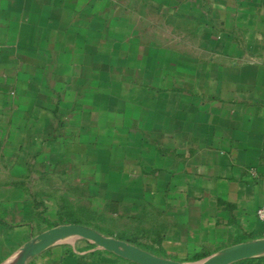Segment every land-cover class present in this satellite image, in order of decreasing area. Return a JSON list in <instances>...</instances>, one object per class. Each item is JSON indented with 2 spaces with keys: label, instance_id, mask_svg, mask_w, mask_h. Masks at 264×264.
I'll return each instance as SVG.
<instances>
[{
  "label": "crops",
  "instance_id": "crops-1",
  "mask_svg": "<svg viewBox=\"0 0 264 264\" xmlns=\"http://www.w3.org/2000/svg\"><path fill=\"white\" fill-rule=\"evenodd\" d=\"M263 203L264 0H0V264L94 220L194 263L264 239ZM24 264L137 263L68 237Z\"/></svg>",
  "mask_w": 264,
  "mask_h": 264
},
{
  "label": "water",
  "instance_id": "water-1",
  "mask_svg": "<svg viewBox=\"0 0 264 264\" xmlns=\"http://www.w3.org/2000/svg\"><path fill=\"white\" fill-rule=\"evenodd\" d=\"M68 237L87 240L106 251L137 264H231L264 255V239H257L225 247L195 263H185L157 256L127 241L101 234L91 227L68 223L51 227L25 243L14 264H24L28 257L37 255L50 245Z\"/></svg>",
  "mask_w": 264,
  "mask_h": 264
},
{
  "label": "rangeland",
  "instance_id": "rangeland-1",
  "mask_svg": "<svg viewBox=\"0 0 264 264\" xmlns=\"http://www.w3.org/2000/svg\"><path fill=\"white\" fill-rule=\"evenodd\" d=\"M95 223H97L98 227L100 229H103V230H106V231H114L116 234H114L113 237H122V238H125V239H133V231H132V227H125V225H119L117 226L116 224H108V225H111V226H106V227H103L101 225H103V222L101 220H94ZM100 224V225H99ZM104 224L106 225L107 222H104ZM195 263V262H194Z\"/></svg>",
  "mask_w": 264,
  "mask_h": 264
},
{
  "label": "built area",
  "instance_id": "built-area-1",
  "mask_svg": "<svg viewBox=\"0 0 264 264\" xmlns=\"http://www.w3.org/2000/svg\"><path fill=\"white\" fill-rule=\"evenodd\" d=\"M256 215L258 218L264 219V203L257 208Z\"/></svg>",
  "mask_w": 264,
  "mask_h": 264
},
{
  "label": "trees",
  "instance_id": "trees-1",
  "mask_svg": "<svg viewBox=\"0 0 264 264\" xmlns=\"http://www.w3.org/2000/svg\"><path fill=\"white\" fill-rule=\"evenodd\" d=\"M255 259V257H253V258H248V259H244V261H251V260H254Z\"/></svg>",
  "mask_w": 264,
  "mask_h": 264
}]
</instances>
